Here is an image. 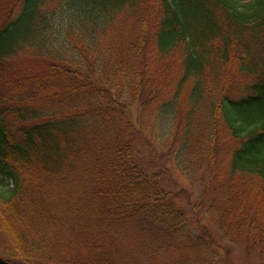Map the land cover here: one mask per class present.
Here are the masks:
<instances>
[{"label": "trees", "instance_id": "1", "mask_svg": "<svg viewBox=\"0 0 264 264\" xmlns=\"http://www.w3.org/2000/svg\"><path fill=\"white\" fill-rule=\"evenodd\" d=\"M42 1L12 0L21 11L0 26V264H147L140 253L190 264L209 252L134 158L115 113L125 88L132 102L148 92L188 105L172 144L196 160L208 221L264 249V0H67L86 28L71 60L37 28ZM90 54H103L105 77Z\"/></svg>", "mask_w": 264, "mask_h": 264}, {"label": "rangeland", "instance_id": "2", "mask_svg": "<svg viewBox=\"0 0 264 264\" xmlns=\"http://www.w3.org/2000/svg\"><path fill=\"white\" fill-rule=\"evenodd\" d=\"M20 3L12 8V0H0V26L9 13L11 18L20 13ZM75 9L67 4V0H43L36 17L37 28L45 29L41 34L47 38L53 50L56 49L57 54L68 60L78 56L75 45L81 41V32L86 31L75 21ZM102 55L97 58L93 54L87 55V61L92 63L96 73L105 77L109 70L104 65ZM261 59L264 62V52L261 53ZM21 61L25 59L22 57L17 60ZM123 91L119 99L124 105L118 102L115 113H122L121 120L126 122L127 131L132 135L134 158L144 172L153 175L173 195L175 207L181 209L178 215L183 224H188L191 237L194 240L204 239L208 243L209 252L206 256L190 264H264V249L247 246L240 241L229 242L219 232L218 225L211 224L207 219L206 209L210 199L195 172L196 160L194 157L187 159L185 153L177 148L178 142L172 144L174 130L177 132V126L184 121L188 105L185 107L183 103L178 108L177 100H170L171 95L150 100L148 92L142 100L132 102L127 95L128 89ZM108 95L117 97L118 94L110 90ZM216 158L219 159L220 155ZM185 251L191 254L189 248ZM140 256L147 264L156 263L149 256L141 253Z\"/></svg>", "mask_w": 264, "mask_h": 264}]
</instances>
